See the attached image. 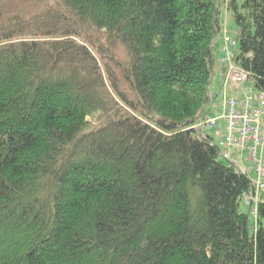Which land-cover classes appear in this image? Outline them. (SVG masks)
Here are the masks:
<instances>
[{
	"label": "trees",
	"instance_id": "1",
	"mask_svg": "<svg viewBox=\"0 0 264 264\" xmlns=\"http://www.w3.org/2000/svg\"><path fill=\"white\" fill-rule=\"evenodd\" d=\"M217 3L0 0V264H264V190L250 226L192 127ZM223 3L264 86V0Z\"/></svg>",
	"mask_w": 264,
	"mask_h": 264
},
{
	"label": "built area",
	"instance_id": "2",
	"mask_svg": "<svg viewBox=\"0 0 264 264\" xmlns=\"http://www.w3.org/2000/svg\"><path fill=\"white\" fill-rule=\"evenodd\" d=\"M236 49L235 37L224 34L219 46L221 90L211 110L192 127L221 136L219 157L249 176L251 190L244 201L254 206L264 188V86L235 62Z\"/></svg>",
	"mask_w": 264,
	"mask_h": 264
},
{
	"label": "rangeland",
	"instance_id": "3",
	"mask_svg": "<svg viewBox=\"0 0 264 264\" xmlns=\"http://www.w3.org/2000/svg\"><path fill=\"white\" fill-rule=\"evenodd\" d=\"M243 0H237L238 4H241ZM218 7V24L220 27V32L216 36V41L220 40V36L225 32L229 35H232L235 33L236 28L234 25V22L231 17V13L229 10H227L225 4L223 3V0H218L217 3ZM220 52L216 48L213 49V67H212V78L210 80L209 84V92L211 94H218V92L221 90V80L219 78L220 74V63H219V58H220ZM213 105L212 101L206 104L205 110L208 108H211ZM204 132L209 135L212 138V142L216 144L218 147H221V138L217 137L214 135V132L212 130H206L203 129ZM240 155L237 156V161L239 160ZM239 210L243 213H248L249 214V209L248 206H246L243 201L240 202L239 204ZM249 219H250V226H252L253 222V216L249 214Z\"/></svg>",
	"mask_w": 264,
	"mask_h": 264
}]
</instances>
